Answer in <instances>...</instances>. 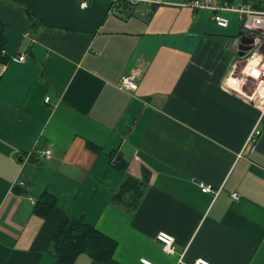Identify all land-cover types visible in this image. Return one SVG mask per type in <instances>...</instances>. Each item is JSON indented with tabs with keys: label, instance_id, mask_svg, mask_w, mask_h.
I'll return each instance as SVG.
<instances>
[{
	"label": "crops",
	"instance_id": "crops-1",
	"mask_svg": "<svg viewBox=\"0 0 264 264\" xmlns=\"http://www.w3.org/2000/svg\"><path fill=\"white\" fill-rule=\"evenodd\" d=\"M188 3L0 0L1 264H55L67 215L117 241L114 264H264V109L234 48L242 20ZM127 175L145 182L135 204L115 200Z\"/></svg>",
	"mask_w": 264,
	"mask_h": 264
},
{
	"label": "trees",
	"instance_id": "trees-1",
	"mask_svg": "<svg viewBox=\"0 0 264 264\" xmlns=\"http://www.w3.org/2000/svg\"><path fill=\"white\" fill-rule=\"evenodd\" d=\"M244 1H252L255 7H264V0ZM115 4L129 6L132 5V2L121 0ZM241 33L243 34V31ZM5 45L6 38L0 27V56L4 52ZM115 157L116 159L112 161L113 164L122 170H126L128 165L127 161L116 156V154L114 158ZM144 184V181L127 175L119 191L115 195V200L120 202L130 197L132 199V204L139 202L144 194ZM55 205L56 197L51 193H47L40 198L36 209L39 210V212L47 213ZM50 248L56 258L55 264H73L76 258L82 253H87L104 264H114L113 257L118 248V243L115 239L99 231L94 225L89 224L85 219L67 215L56 230Z\"/></svg>",
	"mask_w": 264,
	"mask_h": 264
},
{
	"label": "built area",
	"instance_id": "built-area-1",
	"mask_svg": "<svg viewBox=\"0 0 264 264\" xmlns=\"http://www.w3.org/2000/svg\"><path fill=\"white\" fill-rule=\"evenodd\" d=\"M114 3L119 2L121 0H112ZM132 3H136L139 1L149 2L151 4L161 3L162 0H128ZM90 0H82V5L87 6ZM263 3V2H262ZM190 6L196 9H205L211 13L212 19L221 27H228L230 24V18L228 17V13L235 12L239 14L242 20V31L243 34H249L253 38V42L255 47L249 52L244 59H248L249 61L256 57L261 50L264 48V7H255L252 1H244V0H189L188 3ZM263 5V4H261ZM243 58V57H242ZM26 56L21 55L20 60H25ZM251 64V62H250ZM248 65L249 70H253L254 74H256V83L258 85L257 88V96L258 103L261 104V108L264 109V58L262 59L261 64L259 66H255L254 64ZM250 66V67H249ZM122 86L127 89H137L138 81L137 77L133 75L125 76L123 78ZM49 99V98H48ZM259 131H256L255 134L251 136V139H254V136L258 134ZM46 157H51L52 150L48 149L44 152ZM202 190L204 192H213L216 193V190L211 185H205L199 183ZM234 200H238L240 195L238 193H234L232 195ZM157 240L161 242L162 249L164 252L168 254L176 253L175 246V237L168 232H160L157 236ZM144 264H153L149 260H143ZM192 264H212L208 259L205 258H197Z\"/></svg>",
	"mask_w": 264,
	"mask_h": 264
},
{
	"label": "water",
	"instance_id": "water-1",
	"mask_svg": "<svg viewBox=\"0 0 264 264\" xmlns=\"http://www.w3.org/2000/svg\"><path fill=\"white\" fill-rule=\"evenodd\" d=\"M254 47L253 38L249 34H242L234 44V48L237 50L240 57L247 56Z\"/></svg>",
	"mask_w": 264,
	"mask_h": 264
},
{
	"label": "rangeland",
	"instance_id": "rangeland-1",
	"mask_svg": "<svg viewBox=\"0 0 264 264\" xmlns=\"http://www.w3.org/2000/svg\"><path fill=\"white\" fill-rule=\"evenodd\" d=\"M239 1H240V0H239ZM227 15H228V17L230 18V21L233 19L234 16H236V17H238V19H240L239 14H237V13H236V14H235V13H228ZM239 21H240V20H239ZM263 58H264V48L261 50V52H260L256 57H253L250 61L248 60V61H247V65H248V62H249V63L251 62L250 65L254 64L255 66H259V64H261ZM249 67H250V66H249ZM236 75H237V76L240 75V70H239V69L237 70ZM248 85H249V88L251 87V89L254 88V85H256L257 88H258V85H257L256 82H255V84H254V83H249ZM252 87H253V88H252Z\"/></svg>",
	"mask_w": 264,
	"mask_h": 264
}]
</instances>
